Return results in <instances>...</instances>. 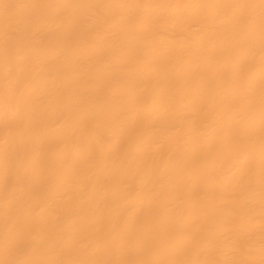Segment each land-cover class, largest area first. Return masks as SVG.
I'll return each mask as SVG.
<instances>
[{
    "label": "bare ground",
    "instance_id": "6f19581e",
    "mask_svg": "<svg viewBox=\"0 0 264 264\" xmlns=\"http://www.w3.org/2000/svg\"><path fill=\"white\" fill-rule=\"evenodd\" d=\"M0 264H264V0H0Z\"/></svg>",
    "mask_w": 264,
    "mask_h": 264
}]
</instances>
